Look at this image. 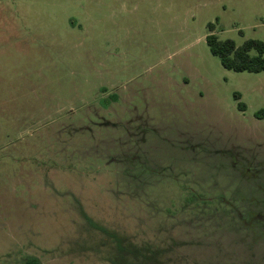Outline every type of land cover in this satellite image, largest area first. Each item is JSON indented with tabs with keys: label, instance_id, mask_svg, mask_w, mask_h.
Segmentation results:
<instances>
[{
	"label": "rangeland",
	"instance_id": "obj_1",
	"mask_svg": "<svg viewBox=\"0 0 264 264\" xmlns=\"http://www.w3.org/2000/svg\"><path fill=\"white\" fill-rule=\"evenodd\" d=\"M208 23L264 43V0H0V264H111L95 224L182 242L178 264H264L248 222L264 217V70L224 68ZM102 87L119 96L107 111ZM116 130L200 202L181 208L163 177L126 184Z\"/></svg>",
	"mask_w": 264,
	"mask_h": 264
},
{
	"label": "trees",
	"instance_id": "obj_2",
	"mask_svg": "<svg viewBox=\"0 0 264 264\" xmlns=\"http://www.w3.org/2000/svg\"><path fill=\"white\" fill-rule=\"evenodd\" d=\"M214 28L215 26L213 23H208L209 33L205 36V41L210 53L218 57L221 65L224 68L232 71L248 72H260L264 70V43L262 41L256 39H247L242 44L236 45L232 39H219L217 35L213 32ZM99 92H107L106 96L101 97L99 101L100 106L103 107V109H105L106 111L108 110L109 106H114V103L116 104L119 101L118 94L113 91H108L105 87H102ZM239 97V93H236L235 98L239 99ZM238 108L240 110H244L245 104L240 101L238 103ZM255 117L257 119L264 118V108H261L256 111ZM114 132H116L113 133L114 135L116 134V136L112 135V140L114 141L112 144H116L115 141H117V143H120L118 147L124 148L121 150L122 152L120 154L117 153L116 148L114 150L109 149L110 155L113 152L116 156H109L107 161L109 162L111 160H114L115 162H120V164H123L125 166H127V164H129V161H131L134 173L127 176L128 178H130L127 179L126 184L131 187L135 185V187L137 188L139 184V179L142 176H144L145 179H156V181L159 178L163 177V179H165L166 181L170 180L172 181V183H176L177 187L181 186V191L184 193V203L182 204L181 208H186L191 204L197 203L198 201L200 202V193L191 192V188L185 185L184 181L180 180L178 182L177 177H175L176 175L172 176L171 172L164 173L162 169L164 167H160V165L163 163L162 160L153 157V162H145L143 159L139 161L140 157L138 158L136 155H131L135 154L134 152L130 153L125 151L126 144H131L135 146L137 144H140L136 136L132 135L131 138L124 137L125 142L123 144V136L120 135L118 137L119 133L117 130ZM132 139H134L135 141ZM130 155L131 157H129ZM149 165H151L152 167ZM125 166L124 170L127 173L128 171H130V169ZM180 177L182 178V175ZM162 181L163 180H160V182ZM133 182L136 183L134 184ZM154 183H148V185ZM187 188L190 190L188 191ZM185 192L188 193L187 196L185 195ZM202 203H204L206 207L203 205H197L196 210H210L208 209L210 205L209 202L203 201ZM223 208H225V206H223ZM214 210L216 209L214 208ZM225 214V217L227 218H232L233 220L237 219L236 221H239L240 219H238L237 213L236 211H234V209L227 210ZM84 217L86 218V216ZM238 223L239 225L241 224L240 222ZM253 223L258 227L255 230H260L261 232H264L263 220L256 219ZM95 228L106 234L107 242L110 241L111 243H113V245L111 246L112 250L107 255V258L111 264H178V260L174 259L173 255H175L177 247L182 246V244L184 245V243L182 242L177 243L175 241H172L170 243H163L160 240L159 242L136 241L133 239V237H130L129 235L117 233L113 230L106 229L105 227H101L97 224H95ZM240 228H243V225H240L239 229ZM18 264H40V260L36 256L26 255L21 258ZM247 264H252V261L248 260Z\"/></svg>",
	"mask_w": 264,
	"mask_h": 264
},
{
	"label": "flooded vegetation",
	"instance_id": "obj_3",
	"mask_svg": "<svg viewBox=\"0 0 264 264\" xmlns=\"http://www.w3.org/2000/svg\"><path fill=\"white\" fill-rule=\"evenodd\" d=\"M142 138V137H141ZM224 200L223 199H221V202H223ZM224 204V203H223ZM230 206V205H229ZM237 213V215H238V217H240V219H241V213H239L238 211L236 212ZM256 219H259V220H263L264 221V217H259V216H257V217H251V218H249L248 219V222H249V226L252 228V231H254V232H258V231H256L255 229L256 228H258L253 222H254V220H256ZM243 221V220H242Z\"/></svg>",
	"mask_w": 264,
	"mask_h": 264
}]
</instances>
